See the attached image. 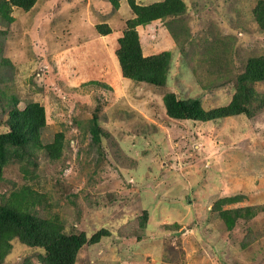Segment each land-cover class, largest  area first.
Segmentation results:
<instances>
[{
  "label": "rangeland",
  "instance_id": "1",
  "mask_svg": "<svg viewBox=\"0 0 264 264\" xmlns=\"http://www.w3.org/2000/svg\"><path fill=\"white\" fill-rule=\"evenodd\" d=\"M117 1L38 0L25 11L0 0V133L14 99L46 115L40 145L6 166L0 203L25 195V209L67 234L107 229L77 264H264V211L232 228L220 216L264 206V82L248 85L257 96L248 114L215 121L172 119L163 101L176 93L205 110L227 106L249 59L264 56L254 12L264 0H183L178 41L170 18L137 27L144 57L172 53L161 87L122 75L118 39L136 14ZM43 254L15 239L0 264H43Z\"/></svg>",
  "mask_w": 264,
  "mask_h": 264
},
{
  "label": "trees",
  "instance_id": "2",
  "mask_svg": "<svg viewBox=\"0 0 264 264\" xmlns=\"http://www.w3.org/2000/svg\"><path fill=\"white\" fill-rule=\"evenodd\" d=\"M129 1L136 17L128 21L127 30L118 39L119 49L116 55L122 75L135 82L148 83L156 87L164 86L171 72L172 53L165 51L144 57L137 27L149 25L159 19L170 18L167 28L173 38L178 41L179 36L173 24L180 22L179 19L186 13L187 7L183 0H160L143 6L135 4V0ZM37 2L38 0H8L10 5L25 11L34 8ZM109 2L118 8L117 0H109ZM1 6L3 7L2 3H0ZM254 12L257 22L264 28V5H258ZM104 27V25L100 26L102 34L109 35L111 29L108 27L103 30ZM258 82H264V56L249 59L245 72L237 79V92L227 106L205 110L200 98L182 99L176 93H168L163 98L166 113L175 120L201 122L248 114V105L257 98L248 85ZM45 125L46 115L43 105L31 102L24 109H19L18 101L13 100L8 120L9 130L0 133V182L6 166L11 161L22 160L24 152L34 150L40 145V137ZM92 129L93 139L98 142L97 117L92 119ZM60 142L59 136L56 143L49 146L52 158L60 155ZM17 194H12L8 202L0 203V262L8 254L11 242L17 239L30 247L43 249L44 254L41 256L43 264H77L78 254L85 245H95L102 238L110 235L107 229L97 231L90 238L85 232L67 234L58 222L50 218H41L25 209L22 201L25 195L19 197ZM242 198L239 195L225 198L218 206L224 203H235ZM260 211H264V206H247L234 210H221L220 216L232 228L236 219L252 218Z\"/></svg>",
  "mask_w": 264,
  "mask_h": 264
}]
</instances>
